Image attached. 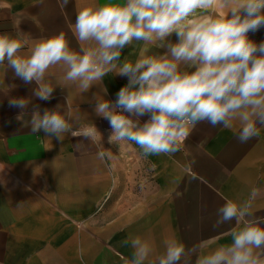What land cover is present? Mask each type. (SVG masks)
Returning a JSON list of instances; mask_svg holds the SVG:
<instances>
[{
    "label": "crops",
    "instance_id": "1",
    "mask_svg": "<svg viewBox=\"0 0 264 264\" xmlns=\"http://www.w3.org/2000/svg\"><path fill=\"white\" fill-rule=\"evenodd\" d=\"M107 2L0 0V33L14 35L17 25L36 39L63 31L79 50L72 32L77 11ZM248 35L262 42L264 27ZM168 39L178 38L173 33ZM143 48L149 49L146 55L165 51L139 42L126 47L121 60L134 61ZM62 75L59 66L50 70L54 92L43 101L34 95L35 82L25 83L0 66V264H125L133 249L124 241L135 236L151 237L152 261L164 252V239L175 238L188 252L180 264H195L197 255L231 241L227 234L235 221L213 227L226 200L243 201L257 189L253 211L264 216V127L241 143L238 130L200 122L177 152L144 156L134 143L109 144V121L94 111V94L115 102L127 77L111 73L103 80L107 94L100 85L80 94L75 85H58ZM12 97L30 103L26 109L11 107ZM36 105L41 112L58 106L62 113L79 111L81 124L93 123L100 131L111 158L98 159L99 147L84 137L66 134L60 142L43 130L32 133Z\"/></svg>",
    "mask_w": 264,
    "mask_h": 264
},
{
    "label": "clouds",
    "instance_id": "2",
    "mask_svg": "<svg viewBox=\"0 0 264 264\" xmlns=\"http://www.w3.org/2000/svg\"><path fill=\"white\" fill-rule=\"evenodd\" d=\"M261 27L264 0H108L77 11L72 32L79 50L70 47L63 31L36 39L17 25L14 35L0 33V66L25 83L35 82L34 95L43 101L53 96L47 77L58 66L63 71L58 85H75L80 94L93 85L107 94L103 80L111 73L127 77L115 102L94 94L95 113L112 129L108 143H134L144 156L173 154L200 122L238 130L241 143L259 136L264 127V41L256 43L248 34ZM173 33L174 43L168 39ZM139 42L165 51L146 55L149 49L143 48L134 61H122L123 50ZM29 103L23 97L9 99V106L20 109ZM58 109L41 112L34 106L31 132L43 130L60 142L66 134L84 137L99 147L98 159L111 158L95 124H81L79 111ZM146 114L150 118L141 123ZM257 195L253 189L248 199H228L217 209L213 227L236 223L227 234L231 241L197 255L195 264H264V216L253 211ZM124 243L133 249L125 264H180L188 254L175 238L164 239V252L155 261L149 259L155 251L151 237H130Z\"/></svg>",
    "mask_w": 264,
    "mask_h": 264
}]
</instances>
